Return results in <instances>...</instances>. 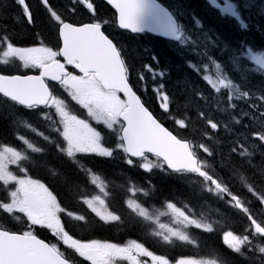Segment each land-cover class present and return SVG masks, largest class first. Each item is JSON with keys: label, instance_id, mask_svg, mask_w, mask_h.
Segmentation results:
<instances>
[{"label": "snow or ice", "instance_id": "1", "mask_svg": "<svg viewBox=\"0 0 264 264\" xmlns=\"http://www.w3.org/2000/svg\"><path fill=\"white\" fill-rule=\"evenodd\" d=\"M209 3L239 37L183 0H0V264H264V35L247 39L264 33V0ZM10 16L30 26V46ZM147 33L172 42L167 65L140 42ZM141 171L143 182L129 174ZM156 175L175 185L160 207ZM116 190L123 213L109 204ZM210 200L246 221L223 231L231 255L219 260L82 234L140 225L162 246L199 249L193 230L221 224L202 211Z\"/></svg>", "mask_w": 264, "mask_h": 264}, {"label": "trees", "instance_id": "2", "mask_svg": "<svg viewBox=\"0 0 264 264\" xmlns=\"http://www.w3.org/2000/svg\"><path fill=\"white\" fill-rule=\"evenodd\" d=\"M161 1V0H160ZM183 2L194 11V9L198 12L199 16L201 15L204 20L206 22H208V20H216L219 24V26H221V32H224L226 35H228L229 37H236L235 33L237 32V30L232 27V25L227 26L224 25L225 23H222L221 20L219 18L216 17V19L213 17V15L210 13L208 7L206 6L205 3L201 2V7H202V14H200V9L198 7H194L192 5H190L188 0H183ZM54 3L58 6H69V0H54ZM164 3H166L167 5H171L169 2L164 1ZM61 10H63V7H61ZM13 13H18L19 9L17 7H14L12 9ZM42 12L40 10H37L36 13V23H37V30L42 31V34L44 36H48L49 33L47 31L46 28H43L42 26V21L45 19V16L43 14H41ZM204 21V22H205ZM205 22V23H206ZM6 23L14 28L18 27V31L15 33L17 38H20L18 40H24L25 38L28 39H32V31L31 29L28 28V26L24 23L23 20L20 21L19 25L17 26L12 17L10 16L9 19L6 21ZM212 27L217 28L215 23L211 24ZM54 38V37H53ZM140 42L146 46V47H150L152 48L156 53H159L160 59L161 61L164 63V65H167L172 58L174 57V49L172 46V43L170 42H164L162 40L159 39H154V38H150L149 36H143L140 40ZM176 72L173 73V77L175 78L176 76ZM193 79H197L195 76H193ZM199 83H202L201 81H197ZM155 107V104H154ZM166 126H171V122L169 121ZM55 163V161H53ZM130 175H133V177L136 178H140L139 182H143L145 179L149 178L147 174H142V171L139 173H129ZM138 176V177H137ZM108 178L109 179H114L116 180L117 183H119L121 181V178L119 176H113L110 172L108 174ZM161 178L164 180L163 183H161V191L162 190H167V196L165 197H171V195H173L174 193V188L175 185L166 180V178H164L163 176H161ZM152 179V177H151ZM116 193H118V197H116ZM123 194L122 190H117L115 192V200H120L121 195ZM165 197H161V202L163 201V199ZM160 202V204H161ZM160 204H156L157 207H160ZM217 207V203L214 200H210L209 204L207 206H205L202 211L208 215L209 219L215 221V220H220L221 224L216 225L217 231L214 234H207V233H203L200 230H193L192 234L194 236L197 237L198 240L201 241V246L199 249H196V254L197 255H201L203 257H209V258H216L219 260L220 253L223 254H227V255H231V253H228L227 247L224 246L222 244V239H221V235L223 234V231H227V230H233L237 233L241 232L243 230V225L246 222L244 220V218L235 213V212H229L227 216L224 215H220L217 214L215 209ZM222 211L223 210V206H220ZM198 211H200V209H197ZM161 222H168L171 223L170 219L168 217H161ZM126 226V225H125ZM125 226L123 227H118L120 228L119 231H124L123 229H125ZM128 226V225H127ZM100 227V228H99ZM149 230L147 228H143L140 225H137L135 227V235L134 237H132V239H137L142 243H145L146 247H149V249H151L152 251H155L156 253H159V249L157 248V242L149 235H147V232ZM101 232V237L102 238H110L112 239L111 235L114 234L115 230L113 227H109V226H98V227H93L91 229H88L87 231L83 232V235H91L93 236V234L95 233L98 237V233ZM208 239V240H206ZM207 242H206V241ZM161 248H165L164 246L161 245ZM183 247H176L174 249L168 248V254L164 251L161 250V254L164 255H168L170 258L173 256L178 257L179 255H183V253H177V250L182 249ZM167 249V248H165ZM222 249V250H221ZM213 251L215 253H213ZM216 251H218L217 257L216 256ZM226 251V253H225ZM208 252V253H207ZM214 255H212V254ZM211 254V255H210Z\"/></svg>", "mask_w": 264, "mask_h": 264}, {"label": "flooded vegetation", "instance_id": "3", "mask_svg": "<svg viewBox=\"0 0 264 264\" xmlns=\"http://www.w3.org/2000/svg\"><path fill=\"white\" fill-rule=\"evenodd\" d=\"M195 1H199V5L201 6V1H200V0H193V2H192V6L196 7V5H194V2H195ZM202 2L206 4V6L208 7L210 13L213 15V17H214L215 19H216V17L219 18V19L221 20V22H222V23H225L224 25H227V26H230V25L237 26V24H236V22L234 21L233 18L227 16L226 14L221 13L219 9H215L214 7H212V6L210 5V3H209V0H202ZM219 2H220L221 5L223 6V5L226 3V0H219ZM201 8H202V7H201ZM194 12H195V13H198L195 9H194ZM41 14H43V15L45 16V13L42 12ZM246 15H247V14H246ZM252 17H253V18H252V22H253V23H258V22H259V16H258V15L253 14ZM45 18H46V17H45ZM208 21H210L211 24H214V23H215L216 27H217L219 30H221V26H219V24H218V22H217L216 20H208ZM28 28L31 29L30 26H28ZM36 30H37V29H36ZM37 31H39V30H37ZM237 33H238V36H239L240 34H239L238 31H237ZM256 33H257V34H256ZM251 35H252V36H251ZM251 35H249V36L247 37V39H249V40H251V41H257V42H258L259 39H260V37H261V35H264V33H260V32H258V31H255V30H254V32H253ZM20 41H21V40H20ZM21 42H22L23 44H25V46H30V43H31V41H26V40H22ZM37 175H38V174H37Z\"/></svg>", "mask_w": 264, "mask_h": 264}, {"label": "rangeland", "instance_id": "4", "mask_svg": "<svg viewBox=\"0 0 264 264\" xmlns=\"http://www.w3.org/2000/svg\"><path fill=\"white\" fill-rule=\"evenodd\" d=\"M170 4H173L174 3V0H167ZM189 1V3H190V5H192V2H193V0H188ZM201 2H202V0H200ZM258 2H259V0H258ZM194 5H196V7H198L199 9H200V14H202L203 12V10H202V8H201V6L199 5V1H195L194 2ZM206 22V21H205ZM209 26H212L211 25V22L210 21H208V22H206ZM224 33V32H223ZM225 34V33H224ZM226 35V34H225ZM235 35H236V37H239L238 36V34H237V32L235 33ZM147 62V61H146ZM138 177V176H137ZM136 180L139 182L140 181V178L138 177V178H136ZM152 180H153V183H155L157 186H158V188H160L161 189V183H163V179L161 178V176L160 175H156V176H153L152 177ZM167 190H162V191H160L158 194H157V197L155 198V199H153V200H151L149 203H158V202H161V197H165V196H167ZM116 197H118V193H116ZM114 200V199H113ZM74 204V203H73ZM72 204V205H73ZM113 205L114 206H116L114 203H113ZM163 223H168V222H163ZM124 230V235L125 236H133V235H135L136 233H135V227H132V226H125V229H123Z\"/></svg>", "mask_w": 264, "mask_h": 264}, {"label": "water", "instance_id": "5", "mask_svg": "<svg viewBox=\"0 0 264 264\" xmlns=\"http://www.w3.org/2000/svg\"><path fill=\"white\" fill-rule=\"evenodd\" d=\"M147 34H150L152 36H155V37H158V38H161V39H164V40H169V38H166V37H163V36H160L158 33H147Z\"/></svg>", "mask_w": 264, "mask_h": 264}, {"label": "bare ground", "instance_id": "6", "mask_svg": "<svg viewBox=\"0 0 264 264\" xmlns=\"http://www.w3.org/2000/svg\"><path fill=\"white\" fill-rule=\"evenodd\" d=\"M252 18H253V17H252ZM232 27H234V28L237 30V27H236V26L232 25ZM237 34H238V33H237ZM239 34H240V33H239ZM256 34H257V33H256ZM250 35H251V34H250ZM251 36H252V35H251ZM18 39H20V38H18ZM115 205H116V204H115ZM206 240H208V239H206ZM206 240H205V241H206ZM206 242H207V241H206ZM221 250H222V249H221ZM217 252H218V251H216V256H215V257H217V254H218ZM207 253H208V252H207ZM213 253H215V252L213 251ZM225 253H226V251H225ZM211 254H212V253H211ZM211 254H210V255H211ZM212 255H214V254H212ZM219 256H220V255H219ZM214 259H216V258H214ZM219 259H220V258H219Z\"/></svg>", "mask_w": 264, "mask_h": 264}]
</instances>
